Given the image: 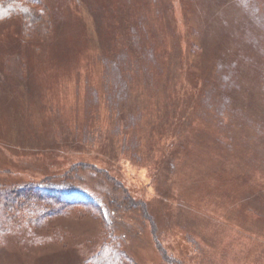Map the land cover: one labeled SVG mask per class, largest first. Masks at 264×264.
<instances>
[{"label":"rangeland","instance_id":"374dc122","mask_svg":"<svg viewBox=\"0 0 264 264\" xmlns=\"http://www.w3.org/2000/svg\"><path fill=\"white\" fill-rule=\"evenodd\" d=\"M30 6L0 21V264H264V0Z\"/></svg>","mask_w":264,"mask_h":264},{"label":"trees","instance_id":"16d2710c","mask_svg":"<svg viewBox=\"0 0 264 264\" xmlns=\"http://www.w3.org/2000/svg\"><path fill=\"white\" fill-rule=\"evenodd\" d=\"M32 0H0V21L20 15L27 23L29 31H33L38 24L41 23V18L32 13L30 6ZM231 66V64H230ZM236 67H234L235 69ZM233 66L230 73L234 70ZM237 69V68H236ZM130 207H136L137 203L128 200ZM128 257L122 252L119 247L114 251L106 249L95 258L96 264H128Z\"/></svg>","mask_w":264,"mask_h":264}]
</instances>
